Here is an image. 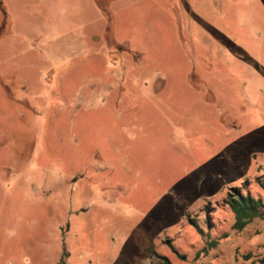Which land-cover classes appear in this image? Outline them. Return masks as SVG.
I'll return each mask as SVG.
<instances>
[{
	"label": "rangeland",
	"instance_id": "374dc122",
	"mask_svg": "<svg viewBox=\"0 0 264 264\" xmlns=\"http://www.w3.org/2000/svg\"><path fill=\"white\" fill-rule=\"evenodd\" d=\"M1 1L0 264H264V0Z\"/></svg>",
	"mask_w": 264,
	"mask_h": 264
},
{
	"label": "trees",
	"instance_id": "16d2710c",
	"mask_svg": "<svg viewBox=\"0 0 264 264\" xmlns=\"http://www.w3.org/2000/svg\"><path fill=\"white\" fill-rule=\"evenodd\" d=\"M0 4L2 1L0 0ZM227 204L234 213V228L244 229L253 220L264 219V202L261 198L253 196L251 193H244L241 188L234 187L228 194ZM219 240H213L209 243L210 248L217 246ZM209 248H205L206 251ZM167 264H172L167 257H164Z\"/></svg>",
	"mask_w": 264,
	"mask_h": 264
},
{
	"label": "crops",
	"instance_id": "0c3cea01",
	"mask_svg": "<svg viewBox=\"0 0 264 264\" xmlns=\"http://www.w3.org/2000/svg\"><path fill=\"white\" fill-rule=\"evenodd\" d=\"M2 3H3V1H2Z\"/></svg>",
	"mask_w": 264,
	"mask_h": 264
}]
</instances>
